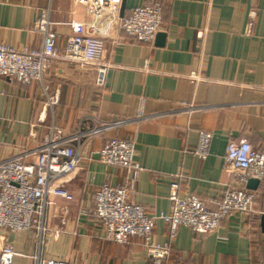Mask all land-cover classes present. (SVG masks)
I'll use <instances>...</instances> for the list:
<instances>
[{
  "label": "crops",
  "instance_id": "1",
  "mask_svg": "<svg viewBox=\"0 0 264 264\" xmlns=\"http://www.w3.org/2000/svg\"><path fill=\"white\" fill-rule=\"evenodd\" d=\"M146 3L161 6L162 23L152 41L140 42L120 24ZM43 10L55 22L58 52L73 21L102 40L105 83L95 88L92 64L54 58L44 75L47 93L58 94L51 109L40 83L0 77V160L32 161L51 124L72 133L123 121L74 142L76 167L61 178L71 198L50 196L42 242L34 230H0V247L10 244L21 253L12 264H34L35 257L150 264L141 237L123 244L105 239L88 211L99 184H122L129 176L128 167L102 163L98 150L112 137L134 136L141 169L133 200L148 214L168 212L172 183L179 195L194 194L214 209L233 181L223 166L228 139L243 137L264 149V0H0V40L18 50L39 48L42 35L33 25ZM200 129L212 132L205 158L192 154ZM251 190L250 211L226 216L208 233L179 225L169 240L167 225L156 217L152 241L170 243L164 264H264V182Z\"/></svg>",
  "mask_w": 264,
  "mask_h": 264
},
{
  "label": "built area",
  "instance_id": "2",
  "mask_svg": "<svg viewBox=\"0 0 264 264\" xmlns=\"http://www.w3.org/2000/svg\"><path fill=\"white\" fill-rule=\"evenodd\" d=\"M162 23L161 6L146 3L133 7L122 17L121 27L125 33L140 42H150ZM55 22L49 10L40 12L34 29L42 35L39 48L15 49L0 40V77L17 80L23 84L40 83L44 106L51 109L58 101V94H48L44 75L54 58L80 61L96 68L94 86H104L109 64L102 59L103 42L100 38L85 33L82 22H71V34L67 37L62 52L55 46ZM41 118L38 116V120ZM39 120V121H40ZM123 120H115L104 126L88 130L82 128L65 133L62 128L51 124L34 147V159L23 161L19 155L0 160V230L29 232L34 230L40 243L47 229L43 224L45 207L50 196L71 198L61 183V178L74 170L77 150L74 142L84 135H92L101 129L115 127ZM30 136L35 135L32 129ZM212 132L200 129L192 154L205 158L209 153ZM99 159L106 165L129 168V176L122 184L103 182L91 197L89 212L101 223L103 237L117 243H128L129 238L139 236L151 259L150 264H164L170 254V243L152 241L151 235L156 217L168 227V238L172 240L179 225L204 234L216 230L226 216L240 212L247 214L252 208L255 192L246 187L249 178L264 182V149L254 148L246 138H229L223 156V166L233 173V181L211 209L206 200L194 194L179 195L177 186H170V209L157 216L150 215L145 208L133 200L135 183L141 169L135 155V138L112 137L98 150ZM21 255L10 244L0 247V264H12L14 256ZM34 264H67L63 260L40 259Z\"/></svg>",
  "mask_w": 264,
  "mask_h": 264
},
{
  "label": "water",
  "instance_id": "3",
  "mask_svg": "<svg viewBox=\"0 0 264 264\" xmlns=\"http://www.w3.org/2000/svg\"><path fill=\"white\" fill-rule=\"evenodd\" d=\"M157 36L162 37V33H158ZM259 183V180L256 178H249L246 182V187L249 189H255ZM260 227L261 230L264 232V212L260 214Z\"/></svg>",
  "mask_w": 264,
  "mask_h": 264
}]
</instances>
